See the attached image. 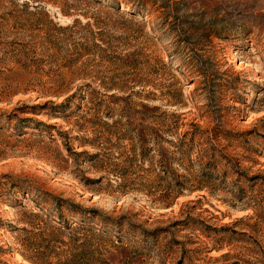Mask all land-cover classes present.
<instances>
[{
    "label": "rangeland",
    "instance_id": "obj_1",
    "mask_svg": "<svg viewBox=\"0 0 264 264\" xmlns=\"http://www.w3.org/2000/svg\"><path fill=\"white\" fill-rule=\"evenodd\" d=\"M76 4L78 13H87L96 24L95 31H107V36L98 35L108 48L107 58L92 50L72 51V57L80 59L78 66L86 62L95 72L81 77L67 74L66 80L96 85L97 71L103 75L123 71L127 77L140 74L159 88L136 86L135 94L118 93L124 99L102 95L76 99L71 108L56 106L64 97L37 98L35 92L18 94L11 103L0 102V264H31L22 254V243L30 236L22 228L29 227L27 221L43 226L33 212L57 223L63 221L58 214L64 211V221L72 222L70 204L61 206L60 199L114 216L126 214L148 229L164 228L156 247L147 249L148 264H156L159 257L166 264H264V0H77ZM144 6L154 11L146 20L137 12ZM76 17L83 23L89 20ZM130 19L146 21V32H137L134 25L127 30ZM55 20L63 25L73 21L61 14ZM72 31L71 41L87 40L81 24ZM137 50V65L117 59ZM159 89L184 94V121L203 129L222 125L232 133H244L229 143L221 140L233 158L231 165L219 166L217 175L228 173L224 184L215 182L194 192L185 188L178 197L163 198L166 191L158 187L155 174L150 176L154 188L146 190L115 175V163L123 161L131 142L120 139L122 134L107 124L124 121L122 109L138 107L142 99L165 103ZM49 99L55 103L34 106ZM93 145L100 147L97 159L91 158L97 151ZM163 146L177 156L174 145ZM82 150L88 152H71ZM176 162L173 169L187 173ZM239 189L243 190L238 195L246 192V198L235 196Z\"/></svg>",
    "mask_w": 264,
    "mask_h": 264
},
{
    "label": "trees",
    "instance_id": "obj_2",
    "mask_svg": "<svg viewBox=\"0 0 264 264\" xmlns=\"http://www.w3.org/2000/svg\"><path fill=\"white\" fill-rule=\"evenodd\" d=\"M76 2L77 0H0V102L11 103L18 94L35 92L37 98L64 97L56 106L71 108V102L76 99L88 101L97 95L124 99V95L118 93L135 94L136 86L151 84L159 88L148 83L140 74L127 77L123 71L112 75H103L101 71H97L93 75L99 78L96 85L89 82L74 85L73 81L66 80L67 74L81 77L95 72L89 71L86 62L78 66L80 59L73 58L72 51L92 50L101 59L107 58L105 54L108 48L102 45L104 39L98 37L107 36V31H95L96 24L90 21L87 13H78ZM52 8L56 10L52 12ZM144 8L146 9H137V12L146 20L154 11H149L145 6ZM59 14L72 18V23L63 25L56 21ZM76 15L89 20L83 23ZM128 21L131 24L125 27L127 30L134 25L137 32H146V21ZM77 24L86 29L84 36H87V40L84 42L70 40ZM139 50L128 52L124 57L118 56L117 59L137 65L135 56ZM159 59L163 61L162 57ZM163 64L165 65L164 62ZM159 90L166 98L165 103L152 104L150 99H142L138 102V107L130 105L122 109L121 118L124 121L121 119L107 124L122 134L120 139L126 137L131 142L123 161L115 163V175L123 179V183L141 185V189L146 190L154 188L150 176L155 174L160 184L158 187H163L166 191L163 198L172 195L178 197L185 188L188 192H194L205 190L215 182L224 184L228 173L225 176L217 175L219 166L231 165L233 158L225 153L223 148L226 146L221 140L229 143L231 139L243 138L244 133H232L222 125L213 130L203 129L198 123L184 121L187 113L182 108L186 105L184 94L179 89ZM48 103L54 104L55 101L49 99L34 106ZM81 106L82 103H79L77 108ZM110 111L108 114L112 116L113 109ZM185 126L188 129L180 132ZM164 142L175 146L178 153L176 157L170 155L163 146ZM198 146L203 147L197 157L193 158ZM93 147L97 151L91 158L97 159L100 147ZM71 152L82 155L88 151ZM174 160L187 173H178L177 169H173ZM147 162L150 164L145 166ZM196 165L199 166L198 170L195 169ZM242 190H237L235 196L246 198V192L238 195V191ZM58 202L61 206L70 204L71 223L64 221V211L58 214L63 221L57 223H53L55 221L52 219L45 220L40 213L33 212L32 216L37 217L43 226L27 221L29 227L22 228L30 234L25 243H22L25 249L22 254L31 264H148L149 260L145 257L149 253L147 249L149 246L156 247L161 232L165 231L164 228H145L126 214L114 216L103 213L98 208H83L65 199ZM137 245L142 247L129 251V246ZM166 263L165 259L159 257L156 264Z\"/></svg>",
    "mask_w": 264,
    "mask_h": 264
}]
</instances>
